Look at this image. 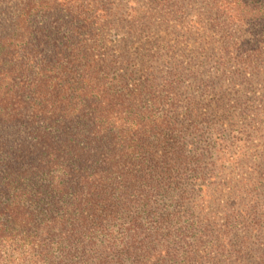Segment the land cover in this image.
I'll return each instance as SVG.
<instances>
[{"label": "trees", "instance_id": "trees-1", "mask_svg": "<svg viewBox=\"0 0 264 264\" xmlns=\"http://www.w3.org/2000/svg\"><path fill=\"white\" fill-rule=\"evenodd\" d=\"M120 1L0 0V264L174 262L163 243L203 156L183 81L264 67V0H126L114 18ZM155 15L203 60L164 66ZM225 224L200 264L235 263Z\"/></svg>", "mask_w": 264, "mask_h": 264}, {"label": "rangeland", "instance_id": "rangeland-1", "mask_svg": "<svg viewBox=\"0 0 264 264\" xmlns=\"http://www.w3.org/2000/svg\"><path fill=\"white\" fill-rule=\"evenodd\" d=\"M141 2L145 3L141 0L138 5ZM128 4L121 0L115 5L114 18L124 14ZM162 16L155 15L153 34L162 37L158 45L167 53L164 66L177 60H203L197 44L177 35L170 21L159 22ZM111 22L104 26L106 37L118 33L122 38L123 30L115 31ZM257 66L253 71L257 75L237 80L201 65L194 68L202 71H197L199 78L190 75L183 81L181 90L196 105L192 113L199 116L198 149L203 156L198 173L191 171L183 182L186 194L177 209L180 221L171 224L177 236L163 243L174 262L164 254L162 264H200L197 256L211 258L223 250L219 245L227 217L232 230L226 248L228 255H234V264H264V67L261 61ZM192 247L195 251L187 256Z\"/></svg>", "mask_w": 264, "mask_h": 264}]
</instances>
